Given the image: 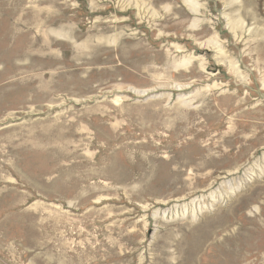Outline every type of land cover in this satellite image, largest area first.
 <instances>
[{
	"label": "rangeland",
	"instance_id": "374dc122",
	"mask_svg": "<svg viewBox=\"0 0 264 264\" xmlns=\"http://www.w3.org/2000/svg\"><path fill=\"white\" fill-rule=\"evenodd\" d=\"M0 264H264V0H0Z\"/></svg>",
	"mask_w": 264,
	"mask_h": 264
},
{
	"label": "bare ground",
	"instance_id": "6f19581e",
	"mask_svg": "<svg viewBox=\"0 0 264 264\" xmlns=\"http://www.w3.org/2000/svg\"><path fill=\"white\" fill-rule=\"evenodd\" d=\"M188 5H189V4H188ZM191 6H192V4H191ZM188 8H189V9H192V8L189 7V6H188ZM193 8H194V7H193ZM191 12H192V10H191ZM193 12H194V10H193ZM121 31H122V30H121ZM111 39H112V42H113V47H116L117 42H118V40H119V35L112 36ZM211 46H213V45H211ZM187 63H188V62H187ZM187 63H185V64L187 65ZM214 201H215V199H214Z\"/></svg>",
	"mask_w": 264,
	"mask_h": 264
}]
</instances>
